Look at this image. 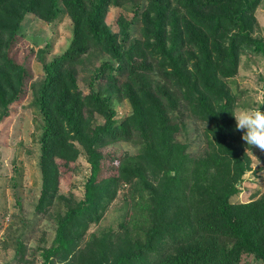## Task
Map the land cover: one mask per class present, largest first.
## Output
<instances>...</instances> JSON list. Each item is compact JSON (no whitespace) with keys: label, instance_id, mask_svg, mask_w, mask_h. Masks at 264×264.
<instances>
[{"label":"trees","instance_id":"16d2710c","mask_svg":"<svg viewBox=\"0 0 264 264\" xmlns=\"http://www.w3.org/2000/svg\"><path fill=\"white\" fill-rule=\"evenodd\" d=\"M263 1L0 0V122L29 73L12 53L26 15L48 23L66 15L72 24L64 51L47 59L46 43L37 52L36 210L50 214L54 228L51 243L43 235L34 248L42 264H264V193L232 201L252 157L230 112L242 105L244 91L232 87L242 54L264 56L255 34ZM125 5L132 19L121 13L113 27L108 11ZM116 102L130 107L122 119ZM119 143L132 149L101 177L103 149ZM82 154L90 164L84 195L65 196L61 165ZM125 187L118 228L89 231ZM13 248L16 262L29 263L22 237Z\"/></svg>","mask_w":264,"mask_h":264},{"label":"rangeland","instance_id":"374dc122","mask_svg":"<svg viewBox=\"0 0 264 264\" xmlns=\"http://www.w3.org/2000/svg\"><path fill=\"white\" fill-rule=\"evenodd\" d=\"M132 19L133 10L125 5L121 8L111 7L107 13V22L116 27L119 14ZM258 27L255 34L264 38V1L256 12ZM23 28L16 40L12 53L25 63L28 76L24 91L11 115L0 122V264H19L14 260L13 241L22 237L28 245L27 264H42L40 251L35 250L41 238L46 236L45 244L49 245L54 237L53 222L50 214L36 210L41 190V171L39 167L41 129L40 116L33 105L34 89L42 81V62L37 58L39 48L51 45L52 58L66 49L71 38L72 24L64 15L53 23L38 19L33 14L26 15ZM89 65H96L97 59L88 60ZM79 85L83 92L89 91L83 73L78 75ZM232 87L238 94L243 92L241 107H256L264 104V56L257 52L244 53L241 56L238 75L232 82ZM117 119H122L130 111L127 103L116 102ZM240 107V108H241ZM264 111V108L261 109ZM103 120L99 117V122ZM194 150L197 149L196 145ZM124 149H132L126 143L107 146L104 152V167L101 177L115 173L117 164ZM252 169L243 178L241 192L232 198L234 202H246L264 193V152L258 149L250 150ZM61 162V161H60ZM60 193L65 196H75L80 199L84 195V184L90 174V164L84 154L76 163L69 167L61 165ZM127 187L119 192L117 199L109 207L101 221L92 224L89 231L97 232L104 227L118 228L120 221L125 219V195ZM61 205V204H60ZM60 205L57 209L61 208Z\"/></svg>","mask_w":264,"mask_h":264},{"label":"clouds","instance_id":"9594fccd","mask_svg":"<svg viewBox=\"0 0 264 264\" xmlns=\"http://www.w3.org/2000/svg\"><path fill=\"white\" fill-rule=\"evenodd\" d=\"M260 105L241 107L230 112L235 119V129L241 132L247 148L264 152V111Z\"/></svg>","mask_w":264,"mask_h":264}]
</instances>
